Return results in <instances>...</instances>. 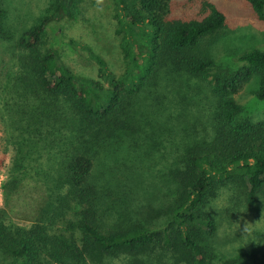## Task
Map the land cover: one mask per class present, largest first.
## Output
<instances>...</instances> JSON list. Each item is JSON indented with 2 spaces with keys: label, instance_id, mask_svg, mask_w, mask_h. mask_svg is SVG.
Returning <instances> with one entry per match:
<instances>
[{
  "label": "trees",
  "instance_id": "obj_1",
  "mask_svg": "<svg viewBox=\"0 0 264 264\" xmlns=\"http://www.w3.org/2000/svg\"><path fill=\"white\" fill-rule=\"evenodd\" d=\"M247 1L264 19V0ZM113 2L124 62L118 76L91 52L96 77L84 78L56 49H42L49 24L79 17L77 0H53L14 42L16 70L0 108L15 151L1 185L0 264H264V245L218 257L211 209L224 188L241 191L251 206L264 196V121L235 99L258 77L255 96L264 101V48L224 67L205 42L226 21L214 4L203 1L200 14L187 15L174 0ZM183 78L207 85L213 100L199 133L181 125L180 112L168 113V93ZM165 132L178 142L160 148ZM158 154L165 168L155 171ZM151 172L162 188L139 204L137 186ZM32 178L42 180L41 196L18 213L23 181Z\"/></svg>",
  "mask_w": 264,
  "mask_h": 264
},
{
  "label": "rangeland",
  "instance_id": "obj_2",
  "mask_svg": "<svg viewBox=\"0 0 264 264\" xmlns=\"http://www.w3.org/2000/svg\"><path fill=\"white\" fill-rule=\"evenodd\" d=\"M174 1L177 8L186 11L187 15L201 12L203 1L214 4L224 14L226 19L224 27L205 40L211 56L219 65L235 68L239 65L238 56L253 48H264V19L257 17L247 0ZM52 2L53 0H1L4 19L0 25V108L4 87L9 85V80L16 70L18 52L14 48V42L23 31L32 28L38 22ZM77 4L79 6L77 16L78 12H81L77 19L72 21L60 19L49 24L42 49H56L63 63L81 77H96L97 65L90 58V52L101 57L113 73L120 75L124 62L118 46L119 36L115 32L117 21L113 0H77ZM184 79L176 83V88L171 94L168 93L170 100L167 104L170 105L168 113L174 115L180 112L181 125L191 134L199 133L202 132L204 125L208 124L213 100L207 85L194 79H188L190 81L186 83ZM258 89L259 79L254 77L240 93L235 95V99L253 121H264V101H259L255 96ZM5 137V128L0 122V159L3 160L0 168V209L5 205L1 185L9 179L15 157L13 146L6 142ZM171 139L175 143L178 142L165 132L158 138L159 147L161 148L162 143H167ZM150 152L155 153L154 150ZM159 157V154L153 155L151 159L155 171L165 168L164 163L159 162ZM117 160H111L109 163L112 164ZM45 161L47 157L44 155L36 164L37 167L40 168ZM33 172L31 171L32 174ZM32 179L23 181L20 196L15 203L18 213L19 210H23L30 197L37 199L41 196L42 180ZM100 179L104 181L107 178L101 176ZM139 184L140 186H137L139 204H143L144 199L158 194L162 188L161 180L154 172ZM211 209L218 225L213 239L218 257L225 255L234 257L248 250L252 245H264V196L258 198L251 206L246 203L241 191L224 188L212 201ZM9 219L13 223L21 224L11 218L7 221ZM105 264H122V259H112L110 263Z\"/></svg>",
  "mask_w": 264,
  "mask_h": 264
}]
</instances>
